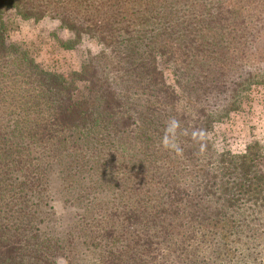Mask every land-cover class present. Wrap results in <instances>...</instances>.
Instances as JSON below:
<instances>
[{
  "label": "trees",
  "instance_id": "obj_1",
  "mask_svg": "<svg viewBox=\"0 0 264 264\" xmlns=\"http://www.w3.org/2000/svg\"><path fill=\"white\" fill-rule=\"evenodd\" d=\"M10 11L100 50L45 70ZM257 87L264 0H0V264H264V146L215 143Z\"/></svg>",
  "mask_w": 264,
  "mask_h": 264
},
{
  "label": "rangeland",
  "instance_id": "obj_2",
  "mask_svg": "<svg viewBox=\"0 0 264 264\" xmlns=\"http://www.w3.org/2000/svg\"><path fill=\"white\" fill-rule=\"evenodd\" d=\"M5 22L10 41L28 49L40 67L48 71L66 75L79 71L84 52L88 49L95 53L100 50L94 43H85L77 50L64 49L61 42L68 38V33L52 20L23 21L10 11L5 16ZM161 67L167 81L172 83L170 68L164 64ZM253 142L264 146V89L261 87L253 90L242 111L234 113L216 129L215 143L219 150L241 154Z\"/></svg>",
  "mask_w": 264,
  "mask_h": 264
}]
</instances>
